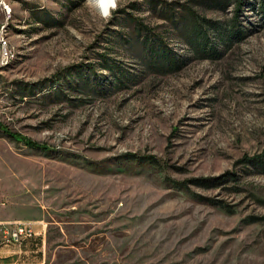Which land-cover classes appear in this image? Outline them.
Here are the masks:
<instances>
[{"label":"rangeland","instance_id":"rangeland-1","mask_svg":"<svg viewBox=\"0 0 264 264\" xmlns=\"http://www.w3.org/2000/svg\"><path fill=\"white\" fill-rule=\"evenodd\" d=\"M235 6L0 0V202L43 210L57 264H264V162H239L264 150V13L229 38Z\"/></svg>","mask_w":264,"mask_h":264},{"label":"crops","instance_id":"crops-1","mask_svg":"<svg viewBox=\"0 0 264 264\" xmlns=\"http://www.w3.org/2000/svg\"><path fill=\"white\" fill-rule=\"evenodd\" d=\"M6 196V202H0V222H29L35 235L16 244L4 241L0 234V264H57V254L46 242L47 224L52 222L25 196Z\"/></svg>","mask_w":264,"mask_h":264},{"label":"trees","instance_id":"trees-1","mask_svg":"<svg viewBox=\"0 0 264 264\" xmlns=\"http://www.w3.org/2000/svg\"><path fill=\"white\" fill-rule=\"evenodd\" d=\"M249 0H234V4L235 9H234V16L231 19V22L229 23V27H228V35L229 38H233V36H238L241 34V29L238 26L237 23V17H238V13L240 12L242 5L246 4ZM259 7L261 13H264V0H259ZM119 10H116V12H118ZM5 135H7L8 137L13 138L14 135H12L11 133H8L7 131L3 132ZM17 140H22L24 142V144L32 149H41L43 147H40L38 144H36L35 142L29 140L28 138H24V137H15ZM150 162V161H149ZM239 162H242L244 164H261L262 162H264V150L261 153H257L254 154L252 156H242L239 159ZM234 174L232 172H225L223 174H221L220 176H218L216 178V182L218 183H224L230 180H234ZM211 202H215L213 200L210 199Z\"/></svg>","mask_w":264,"mask_h":264},{"label":"built area","instance_id":"built-area-1","mask_svg":"<svg viewBox=\"0 0 264 264\" xmlns=\"http://www.w3.org/2000/svg\"><path fill=\"white\" fill-rule=\"evenodd\" d=\"M1 11L6 18V9L4 8L3 4L1 5ZM0 43L2 44L3 54L5 55L6 52L4 50L1 37ZM0 234L4 241L13 242L16 244H19L35 235L29 222H0Z\"/></svg>","mask_w":264,"mask_h":264},{"label":"clouds","instance_id":"clouds-1","mask_svg":"<svg viewBox=\"0 0 264 264\" xmlns=\"http://www.w3.org/2000/svg\"><path fill=\"white\" fill-rule=\"evenodd\" d=\"M101 7V14L104 18H109L111 16V10H115L118 6V0H98Z\"/></svg>","mask_w":264,"mask_h":264},{"label":"bare ground","instance_id":"bare-ground-1","mask_svg":"<svg viewBox=\"0 0 264 264\" xmlns=\"http://www.w3.org/2000/svg\"><path fill=\"white\" fill-rule=\"evenodd\" d=\"M92 4H94L96 6V8L101 12V7L98 3V0H89ZM6 7V6H5ZM9 9V8H8ZM111 11V9H110ZM6 12H8V10L6 9Z\"/></svg>","mask_w":264,"mask_h":264}]
</instances>
